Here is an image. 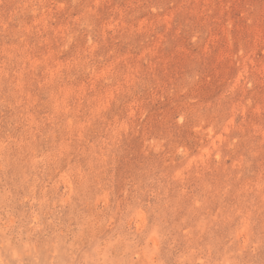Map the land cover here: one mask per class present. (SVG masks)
<instances>
[{
	"label": "rangeland",
	"instance_id": "374dc122",
	"mask_svg": "<svg viewBox=\"0 0 264 264\" xmlns=\"http://www.w3.org/2000/svg\"><path fill=\"white\" fill-rule=\"evenodd\" d=\"M0 264H264V0H0Z\"/></svg>",
	"mask_w": 264,
	"mask_h": 264
}]
</instances>
